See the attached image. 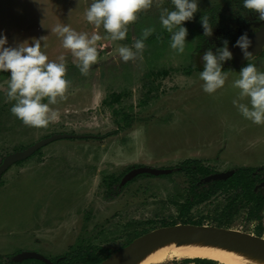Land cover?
<instances>
[{
	"label": "rangeland",
	"instance_id": "obj_1",
	"mask_svg": "<svg viewBox=\"0 0 264 264\" xmlns=\"http://www.w3.org/2000/svg\"><path fill=\"white\" fill-rule=\"evenodd\" d=\"M224 1L198 0L199 10L184 24L185 52L177 54L159 23L161 8L155 0L150 9L138 13L122 41L106 38L102 27L86 21L84 13L92 0H0V34L6 35V46L46 36L42 51L52 61L65 56L70 81L66 99L50 105L59 118L45 128H34L11 114L14 102H6L5 96L8 76L0 77V164L9 154L54 135L91 136L54 141L4 173L0 256L32 252L52 259L80 245L118 251L138 228L136 223L150 229L148 222L154 221L158 227L154 231L162 228V220H174L189 189L187 176L178 171L137 177L117 197L106 199L104 179L129 169H173L187 160L199 161L220 175L237 167L264 168V124L245 119L232 103L239 90L231 85L241 69L223 66L227 80L214 94L204 92L199 79L202 54L210 48L215 52L222 36L247 30L225 19L211 37L201 38L204 30L196 20L212 7L225 8ZM162 7L172 9L171 0H162ZM57 25L101 37L97 63L88 75L80 73L79 61L62 48L53 31ZM149 27L154 32L144 41L142 58L124 62L118 48L131 47ZM254 59L251 63L264 71V57ZM113 95L120 100L114 101ZM224 203L225 195L218 194L194 208L192 216L204 218V226L216 227L211 219ZM246 214L247 207L224 229L264 239V212L261 223L248 220Z\"/></svg>",
	"mask_w": 264,
	"mask_h": 264
},
{
	"label": "clouds",
	"instance_id": "obj_2",
	"mask_svg": "<svg viewBox=\"0 0 264 264\" xmlns=\"http://www.w3.org/2000/svg\"><path fill=\"white\" fill-rule=\"evenodd\" d=\"M153 3L154 0H92L84 15L89 24L105 30L106 38L122 41L127 38L128 26L138 19V13L150 9ZM155 3L161 8L159 23L170 34L169 47L177 54H183L188 36L184 24L191 21L199 10L198 0H171L172 9L162 7V0H155ZM242 8L257 13L258 20L264 21V0H242ZM201 24L204 36L211 37L213 25L210 18L203 15ZM53 31L60 38L62 48L69 50L79 61L76 66L80 73L88 75L97 63V42L101 37H89L87 33H78L68 25H57ZM153 32V28H145L131 47L120 46L118 53L121 59L128 62L138 55L142 58L144 41ZM45 37L11 47L6 46V35L0 34V72L10 73L6 102H14L10 108L13 116L25 126L34 128H45L59 118V113L51 109L50 105H55L58 98L66 99L65 94L70 85L66 78L65 56L61 54L58 62L52 61L42 51L41 41L44 42ZM228 44L229 41L224 40L215 52L210 48L202 54L203 71L199 72V79L203 81V91L208 94H214L225 86L227 73L223 70V64L233 58ZM251 45L247 33L241 35L235 44L248 61L253 55L249 51ZM44 47H47L46 43ZM231 87L239 90L232 103L240 114L254 124H264V71L258 70L255 63L248 62L241 68ZM245 100L246 103L241 102Z\"/></svg>",
	"mask_w": 264,
	"mask_h": 264
},
{
	"label": "trees",
	"instance_id": "obj_3",
	"mask_svg": "<svg viewBox=\"0 0 264 264\" xmlns=\"http://www.w3.org/2000/svg\"><path fill=\"white\" fill-rule=\"evenodd\" d=\"M224 2L226 4L225 8L221 6H215L200 14L198 18V24H200L201 30L203 29L201 24V17L203 15L210 18L213 28L218 27V25H220L225 19L228 21H233L237 18L240 19L238 21L239 24L243 22L244 15L242 12L247 13V11L242 8V0H225ZM231 4H235L233 7L237 10V14L235 13L236 16H231L230 13H232L233 10L227 12V8H229ZM236 4L238 5L237 8ZM200 35L201 34H199V36ZM201 38L205 39L204 34H202ZM224 40L229 41L230 44L235 39L234 37L228 35L223 36V38L220 39L221 46ZM8 75L9 73L0 72V77ZM113 96L114 101L120 100L119 95ZM177 168L179 172L184 173L187 176L189 181V189L184 202L178 206V214L175 219L162 220L160 227L167 228L178 224L203 226L205 222L204 218H194L192 216V211L196 207L210 203V201L214 197L218 196V194L225 195V203L222 209L220 211H216L215 216L211 219V223L215 224L217 228L229 227L235 215L246 207V215L248 220H260L262 218V213L264 212V191H260L258 187L264 182V168L237 167L227 175H224L225 179L217 181L212 180V177L221 175L217 174L209 167L202 165L199 161L187 160ZM124 174L120 175L119 177L109 176L104 179V186L107 193L106 199L110 200L119 195L121 190L119 189L118 184ZM138 177H149V175H141ZM127 186L128 184L126 187ZM136 224L138 225V228L134 229L132 233L128 234L126 245L131 243L134 239L151 232L154 228H158L154 224V221L148 222L150 229L146 227H142L140 229V224ZM258 229L261 231V228ZM114 252L115 251L107 247L80 245L70 248L69 252L61 259L51 260L53 264H102ZM2 259L3 258L0 257V264H18L12 262L11 258H7V260ZM26 262L31 264H45L36 260H30ZM182 262L194 264H219L217 262L205 259H185Z\"/></svg>",
	"mask_w": 264,
	"mask_h": 264
},
{
	"label": "water",
	"instance_id": "obj_4",
	"mask_svg": "<svg viewBox=\"0 0 264 264\" xmlns=\"http://www.w3.org/2000/svg\"><path fill=\"white\" fill-rule=\"evenodd\" d=\"M252 41L249 51L253 54L250 58L258 56L264 48V27L248 35ZM236 42L228 45L232 53V67L240 68L248 60L244 57L242 50L235 46ZM83 136H73L69 134H58L36 142L25 150L15 152L6 156L0 164V182L3 174L14 164L30 158L37 151L41 150L48 144L63 139H81ZM172 169H156L150 167H137L127 172L121 179L119 188L124 187L127 183L141 175H150L161 177L170 175ZM227 175V174H225ZM224 175L213 176L212 180H223ZM182 243L207 244L217 247L226 248L242 254L249 255L257 260L264 262V239L254 235L244 234L224 228L212 226H192V225H175L167 228H160L149 232L133 240L127 246L114 252L102 264H130L132 260L153 253L154 251L167 247L169 245H178ZM25 260H37L45 264H52L51 261L39 254L32 252H23L13 258L15 262Z\"/></svg>",
	"mask_w": 264,
	"mask_h": 264
},
{
	"label": "bare ground",
	"instance_id": "obj_5",
	"mask_svg": "<svg viewBox=\"0 0 264 264\" xmlns=\"http://www.w3.org/2000/svg\"><path fill=\"white\" fill-rule=\"evenodd\" d=\"M185 259H205L220 264H264L249 255L226 248L192 243L169 245L151 254L136 258L130 264H165Z\"/></svg>",
	"mask_w": 264,
	"mask_h": 264
},
{
	"label": "flooded vegetation",
	"instance_id": "obj_6",
	"mask_svg": "<svg viewBox=\"0 0 264 264\" xmlns=\"http://www.w3.org/2000/svg\"><path fill=\"white\" fill-rule=\"evenodd\" d=\"M235 4H231V6L229 7V8H227V12L228 11H231V10H233V12L232 13H230L231 14V16H236V12H237V10L233 7ZM237 4H236V8H237ZM236 13V14H235ZM243 13V15H244V20H243V22L241 23V24H239V20L240 19H235V20H230L229 22L230 23H233V24H237V26H239L240 28H245V29H247L243 34H245V33H247V35H250V34H252V33H254L255 31H257L258 29H260V28H262V27H264V21H260V20H258V14L257 13H254V12H247V13H245V12H242ZM196 25H198V19L196 20ZM215 28V27H214ZM243 34H241V35H243ZM241 35H228V36H231V37H234V41L232 42V43H230V44H233V43H235L236 41H237V39L241 36ZM223 38V36L221 37V39ZM230 44H228V45H230ZM219 47H221V43H220V40H218V45H217V48H219ZM257 58H260V57H264V48H263V51H262V53L261 54H259L258 56H256ZM255 58V57H254ZM253 58V59H254ZM256 58V59H257ZM253 59H251V60H249V61H247L244 65H242L240 68H233L232 67V60H230V61H226L224 64H223V66H225L226 64H230L231 65V70L232 69H234V70H240L242 67H244V66H246L247 65V63L248 62H252V60ZM256 59H254V60H256ZM87 137H91V136H83V138H87ZM83 138H81V139H83ZM25 150V149H24ZM23 151V150H22ZM40 151V150H39ZM39 151H37V152H39ZM16 152V151H15ZM14 152V153H15ZM18 152H20V151H18ZM36 152V153H37ZM36 153L35 154H33V155H36ZM12 154V153H11ZM32 155V156H33ZM3 161V160H2ZM22 162V161H21ZM19 163V162H18ZM17 164V163H16ZM11 168V167H10ZM135 168H137V167H135ZM9 170V169H8ZM7 170V171H8ZM131 169H129V171H130ZM172 170H174L171 174H174V173H176V172H178V168H173ZM6 171V172H7ZM129 171H127V172H129ZM126 172V173H127ZM125 173V174H126ZM124 174V175H125ZM4 175V174H3ZM123 175V176H124ZM122 176V177H123ZM150 176V175H149ZM168 176V175H167ZM153 177V176H152ZM161 177H164V176H161ZM137 178V177H136ZM135 178V179H136ZM263 178H264V176H263ZM122 179V178H121ZM121 179H120V181H121ZM133 181V180H132ZM130 183V182H129ZM129 183H127V184H129ZM119 184H120V182H119ZM119 184H118V187H119ZM126 184V185H127ZM126 185L124 186V187H122V188H126ZM263 185V188L261 189L260 187H258V189H260V191H264V182L262 183V184H260L259 186H262ZM122 188H119L120 190L122 189ZM253 221H255V222H259V223H261V221H262V218L260 219V220H253ZM259 238H260V236H259ZM135 240V239H134ZM130 244V243H129ZM128 245V244H127ZM127 245H124L123 247H125V246H127ZM122 247V248H123ZM121 249V248H120ZM116 252V251H115ZM19 255V254H18ZM15 256H17V255H15ZM15 256H7V257H3V256H0L1 258H3L2 260H7V258H11V261L12 262H14V263H18V264H31V263H28V262H26V261H30V260H25V261H22V262H15V261H13V258L15 257ZM63 256H60V257H56V258H52V259H55V260H59V259H61ZM50 261H51V263L53 264V262H52V260L51 259H49ZM37 261V260H36ZM220 264V263H219Z\"/></svg>",
	"mask_w": 264,
	"mask_h": 264
}]
</instances>
